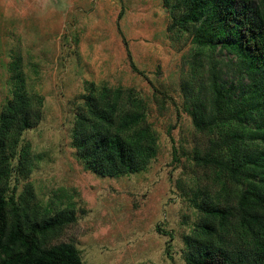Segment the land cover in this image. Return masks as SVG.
<instances>
[{
    "label": "rangeland",
    "instance_id": "1",
    "mask_svg": "<svg viewBox=\"0 0 264 264\" xmlns=\"http://www.w3.org/2000/svg\"><path fill=\"white\" fill-rule=\"evenodd\" d=\"M184 11L183 0H0V128L18 94L29 99L31 123L19 115L4 136L0 188L9 210L14 200L31 219L74 213L48 244L74 243L83 264H189L203 238L254 256L241 196L264 187V172L251 175L249 162L233 168L264 150L254 134L264 114L234 116L251 107L253 79L233 53L194 43L199 24L182 23ZM105 89L120 90L126 109L136 103L145 114L136 130L154 136L138 171L104 176L81 156L79 118L95 130L89 101L103 106Z\"/></svg>",
    "mask_w": 264,
    "mask_h": 264
},
{
    "label": "trees",
    "instance_id": "2",
    "mask_svg": "<svg viewBox=\"0 0 264 264\" xmlns=\"http://www.w3.org/2000/svg\"><path fill=\"white\" fill-rule=\"evenodd\" d=\"M183 3L185 11L180 21L199 24L193 36L194 43L213 49L220 47L233 53L253 79L247 92L251 107L236 110L234 116L241 123H246L253 110L264 114V0H183ZM129 57L133 69L143 73L130 52ZM217 85L215 102L223 111L222 105L227 96L222 85ZM102 99L103 106L96 99L89 101L90 116L94 119L92 123L95 122L94 131L87 132L84 128L87 118H79L75 137L82 158L92 171L104 176H118L142 169L154 153L155 141L148 128L136 130L145 114L136 103V109L124 108L120 102V90L105 89ZM221 100L223 104H220ZM29 106V99L21 94L17 95L15 102L9 103L0 128V153L5 144L4 136L19 115L24 127L31 126L27 116ZM254 134L264 139V130ZM232 136L236 141L240 139L236 130ZM174 152L177 153L175 146ZM241 158L243 160L235 164L234 172L248 162L254 164L255 171L251 175L264 172V150ZM5 174L7 170L0 168V177ZM12 203L10 211L9 199L0 188V264H83L81 252L74 243L48 244L52 235L76 220L74 213L60 212L34 220L28 216L26 208L18 207L14 200ZM241 206L245 212L243 223L252 236L253 258L248 259L241 252L232 253L203 238L193 242L196 253L188 258L189 264H264V187L254 186L244 192ZM217 215L224 224L225 211L219 210ZM200 228L209 236L215 232L216 226L205 222ZM157 231L168 233L160 227Z\"/></svg>",
    "mask_w": 264,
    "mask_h": 264
}]
</instances>
